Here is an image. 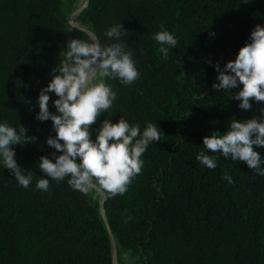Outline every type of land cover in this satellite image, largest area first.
Instances as JSON below:
<instances>
[{"label":"trees","instance_id":"16d2710c","mask_svg":"<svg viewBox=\"0 0 264 264\" xmlns=\"http://www.w3.org/2000/svg\"><path fill=\"white\" fill-rule=\"evenodd\" d=\"M77 3L0 0V123L22 124L38 138L13 146L18 165L35 174L29 188L0 164V264H113L104 218L135 258L127 264H264V177L253 180L252 170L231 158L220 156L215 169L196 159L201 151L212 155L205 136L264 108L253 102L251 111L242 110L233 92L212 87L219 83L214 65L223 69L255 26L264 27V0H87L73 25ZM118 23L128 30L120 42L132 51L140 78L130 86L107 81L118 98L92 126V139L104 119L116 123L121 116L141 131L151 122L162 132L125 194L113 197L100 188L103 218L67 179L50 181L47 192L36 189L44 176L39 158L52 159L56 151L46 144L55 136L52 121L36 115L40 89L67 42L93 35L114 43L106 31ZM161 24L178 40L166 60L152 38ZM49 95L55 113L57 97ZM257 151L264 156V148Z\"/></svg>","mask_w":264,"mask_h":264},{"label":"clouds","instance_id":"9594fccd","mask_svg":"<svg viewBox=\"0 0 264 264\" xmlns=\"http://www.w3.org/2000/svg\"><path fill=\"white\" fill-rule=\"evenodd\" d=\"M160 28L152 38L160 45L161 58L166 60L178 40L163 24ZM127 34L128 30L118 23L106 31V36L116 42L105 45L98 38H74L59 53L60 62L38 97L36 119L52 121L55 136H49L46 144L56 151L51 154L52 159L39 158L38 167L44 176L37 180V190L47 192L50 181L59 183L67 179L69 186L82 194L87 195L99 187L114 197L125 194L135 177L142 174L143 154L150 144L161 141L162 131L156 123H147L141 131L139 123L130 125L123 116L116 123L106 118L95 140L91 132L98 118L107 113L118 98L107 81L119 80L130 86L140 78L132 51L120 42ZM249 39L223 69L218 62L214 65L219 83L212 85L215 90L233 92L230 98L240 101L238 107L246 111L252 110L253 102L264 103V27L256 25ZM49 93L57 97L52 101L55 113L49 110ZM259 111L260 115L250 119L233 118L223 133L216 131L205 136L204 149L212 155L201 151L196 156L197 161L208 169H215L220 156L226 160L231 158L234 162H244L252 170L253 180L256 176L264 177V156L257 151L264 148V108ZM27 133L28 129L22 124L13 127L6 121L0 123V164L25 189L30 187L35 174L18 165L13 146L37 141V137ZM223 179L235 183L227 173Z\"/></svg>","mask_w":264,"mask_h":264},{"label":"rangeland","instance_id":"374dc122","mask_svg":"<svg viewBox=\"0 0 264 264\" xmlns=\"http://www.w3.org/2000/svg\"><path fill=\"white\" fill-rule=\"evenodd\" d=\"M84 2L85 0H78V3L75 5V10L73 14L78 8H80L84 4ZM73 14L70 17V23L74 22V24H78L79 22L77 21L78 16L75 17L74 21H72ZM87 196H88L89 201L95 202L97 204L99 212L100 214H102L101 209H100V203L104 199V193L102 192V190L99 187H97L93 189L89 194H87ZM111 252H112V258H114L113 264H127L135 260V258L129 256L122 250L121 246L116 242L115 239L111 241Z\"/></svg>","mask_w":264,"mask_h":264},{"label":"water","instance_id":"95a60500","mask_svg":"<svg viewBox=\"0 0 264 264\" xmlns=\"http://www.w3.org/2000/svg\"><path fill=\"white\" fill-rule=\"evenodd\" d=\"M86 3H87V0H85L84 4H83L80 8H78V9L75 11V13H74L73 16H72V21H74L75 17L78 16L79 12H80V11L82 10V8L86 5ZM71 24L75 25L74 22L71 23ZM90 35H91V34H90ZM91 37H93V35H91ZM93 38H94V37H93ZM103 202H104V199H103V200L101 201V203H100V209H101V212H102L101 215H102V217L104 218V213H103ZM104 221H105L106 228H107V230H108V232H109L110 239H111V241H113L114 237H113V235H112V233H111V230H110V228H109V226H108V224H107L105 218H104ZM113 259H114V258H113Z\"/></svg>","mask_w":264,"mask_h":264}]
</instances>
